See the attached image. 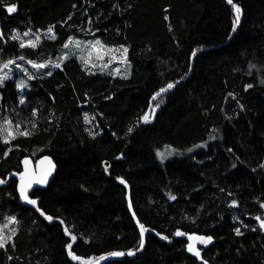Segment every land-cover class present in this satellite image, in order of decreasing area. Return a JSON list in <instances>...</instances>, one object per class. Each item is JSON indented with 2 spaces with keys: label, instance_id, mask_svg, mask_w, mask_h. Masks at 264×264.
Returning <instances> with one entry per match:
<instances>
[{
  "label": "trees",
  "instance_id": "1",
  "mask_svg": "<svg viewBox=\"0 0 264 264\" xmlns=\"http://www.w3.org/2000/svg\"><path fill=\"white\" fill-rule=\"evenodd\" d=\"M233 3L243 20L226 42L236 20L227 0H0V66L48 62L0 82V223L14 219L0 264H86L138 249L115 177L130 184L146 237L140 252L105 264H264V0ZM73 38L126 48L129 72L91 69L75 54L52 64ZM201 47L212 48L141 124L151 96L185 77ZM44 153L58 169L31 194L36 208L17 182L22 156ZM194 234L211 238L201 252Z\"/></svg>",
  "mask_w": 264,
  "mask_h": 264
},
{
  "label": "rangeland",
  "instance_id": "2",
  "mask_svg": "<svg viewBox=\"0 0 264 264\" xmlns=\"http://www.w3.org/2000/svg\"><path fill=\"white\" fill-rule=\"evenodd\" d=\"M97 41H99V44L96 43ZM125 49L126 48H122L120 46L117 47L106 45L98 39L83 41L79 38H73L64 49V54L62 56H57L58 58H55L53 61H51V63H60V60L64 57L68 56L69 54H75L82 59L85 67L87 66L88 68L99 70L101 72H109L114 75H125L130 70V64L128 63L126 56L127 49L126 51ZM10 61L12 63H9ZM10 61L1 64L0 78L4 79L5 77H9L10 75H12L15 69L23 73H28L30 71L29 66L34 65L31 62L29 63L28 61H25L26 63L20 62L19 58ZM5 64H7L8 66L4 67ZM41 65H48V62H45ZM3 128H6L10 132L12 128L11 122H4ZM209 142V140H206L188 149H180L171 145H166L163 148L158 149L156 153L160 162L165 163L171 158L186 156L187 154L191 153L190 150L206 148ZM193 160L200 161L198 160V158H194ZM13 224L14 219L12 218H9L8 220L0 223V238H2L0 239V243L4 244L9 238L11 231L13 230ZM207 238L208 237L203 235L194 234V236L192 237L194 241V247H198L197 250L201 252L200 245H207L211 242L210 240L205 243L204 240H206Z\"/></svg>",
  "mask_w": 264,
  "mask_h": 264
},
{
  "label": "water",
  "instance_id": "3",
  "mask_svg": "<svg viewBox=\"0 0 264 264\" xmlns=\"http://www.w3.org/2000/svg\"><path fill=\"white\" fill-rule=\"evenodd\" d=\"M233 4H235V3H233ZM240 9H241L240 22L238 25L235 24V26H234L235 31L233 30L234 29L233 28L232 31L230 32V35H229L228 39L226 40V42H228L233 37V35L236 33V31L238 30V28L240 27V25L242 23L243 10L241 7H240ZM209 48H212V47H201V48L195 49L193 51V53L195 52V55H193V53L191 55V65H190V70H189L188 74L185 77L175 81L172 84L174 86L171 89H168V87H164L161 89H166V91L161 92V89L156 91L150 98L149 106H148V109H147L146 113L144 114V116L147 115L148 119H149V117L152 115V108H153L155 100L158 97H160V96L166 94L167 92L171 91L172 89H174L178 84H180V82L182 80H185L187 77H189V75L191 74V71H192L195 56L199 52L206 50V49H209ZM157 93H160V95L156 96ZM154 96H156L155 100L153 99ZM145 123H146L145 120L142 118L141 124H145ZM119 156H121V154ZM118 157H116V158H118ZM21 165H22V172L20 173L19 178H18V182H17L18 193L21 196V198L24 200V202L27 204H31L28 202L29 200L36 201V203L32 204V205H34L36 208H38V199L33 198L31 196V194L36 189H44V188H47L49 186L50 182L54 179V177L57 173V169H58L57 162L55 161V159L53 158L52 155H50L48 153H44V154L38 156L37 158H34L31 155L22 156ZM109 166H110V161L105 160L103 163V167L108 174H109V171H108ZM115 178L127 190V199H128V205H129L130 211H131V213H132V215H133V217H134V219H135V221H136V223L140 229V233H142V228H141L142 224L139 221V219H138V217L134 211L133 204H132L131 186L128 183V181L125 180V178H123V177H115ZM22 190H23V195H22ZM24 196H27V199H25ZM40 212L42 213V215L44 214V212L42 210H40ZM257 219H258L259 225L261 226V222L264 221V218L259 215L257 217ZM261 228H262V231L264 232V227L261 226ZM145 237H146V230L143 227V234H141V243L143 245L142 247L140 245V247L138 249H134V250L114 251L111 253H107L105 255L98 257L95 260L87 262L86 264H105V263L112 261L116 258H119L121 256L130 255L129 253H132L131 255H133L136 252H140L144 247ZM191 237H192V235H191Z\"/></svg>",
  "mask_w": 264,
  "mask_h": 264
},
{
  "label": "snow or ice",
  "instance_id": "4",
  "mask_svg": "<svg viewBox=\"0 0 264 264\" xmlns=\"http://www.w3.org/2000/svg\"><path fill=\"white\" fill-rule=\"evenodd\" d=\"M227 2L229 3V4H232V6H233V8L235 9V13H236V20H235V24H239V22H240V15H241V9H240V7L239 6H237V5H235V4H233V0H227ZM9 12H13V11H15V7H9L8 9H7ZM234 31H235V27H234V29H233ZM49 31L51 32V29H49ZM25 35H27V33H25ZM17 37H13V39H16ZM31 43V42H30ZM97 44H99V41H97L96 42ZM31 46H35L34 44H31ZM67 46V45H66ZM21 47H24V45L23 44H21ZM125 51H126V49H125ZM193 55H195V52L193 53ZM9 63H12L11 61L9 62ZM8 65L7 64H5L4 65V67H7ZM34 67H44V65H33ZM58 66V65H57ZM2 79L3 78H0V82H2ZM174 85H172V84H169L167 87H168V89H171L172 87H173ZM163 91H166V89H161V92H163ZM160 95V93H157L156 94V96H159ZM156 96H154L153 97V99L155 100L156 99ZM143 119L145 120V122H147L148 121V116L147 115H145L144 117H143ZM22 134H27V133H22ZM123 182V181H122ZM0 183H3V181H0ZM22 195H23V190H22ZM24 198L25 199H27V196H24ZM172 199H175V197H172ZM29 203H31V204H35L36 203V201H34V200H29L28 201ZM49 219H51V217H49ZM259 219V218H258ZM261 226L262 227H264V221H262L261 222ZM141 228H142V233L141 234H143V226H141ZM237 234H239V230L237 229ZM177 235H182V233H177ZM0 239H2V238H0ZM73 239H75V237H73ZM165 239H166V237H165ZM203 239V238H202ZM211 240V238L210 237H208L206 240H204V242L205 243H207L208 241H210ZM4 245H3V243H0V247H3ZM143 245H142V243H141V247H142ZM69 248H71V245H69ZM190 250H191V248H190ZM71 254V253H70ZM130 255L132 254V253H129ZM197 255H199V253L197 252L196 253ZM118 255V254H117ZM75 258V257H74Z\"/></svg>",
  "mask_w": 264,
  "mask_h": 264
}]
</instances>
